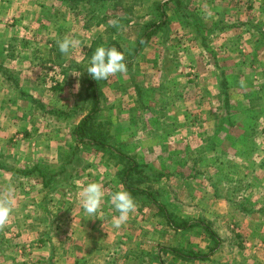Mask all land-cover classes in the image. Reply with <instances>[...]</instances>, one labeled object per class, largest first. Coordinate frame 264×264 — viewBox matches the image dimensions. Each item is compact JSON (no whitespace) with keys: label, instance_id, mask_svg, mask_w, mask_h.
Here are the masks:
<instances>
[{"label":"rangeland","instance_id":"1","mask_svg":"<svg viewBox=\"0 0 264 264\" xmlns=\"http://www.w3.org/2000/svg\"><path fill=\"white\" fill-rule=\"evenodd\" d=\"M159 6L166 21L136 50L145 24L160 23ZM65 37L81 44L61 53L57 41ZM9 44L40 65L22 67L26 84L11 81L26 110L19 124L8 121L12 132L25 124L35 135L11 140L21 151L10 145L0 152V163L21 166L32 158L27 146L48 148L60 140L71 147L59 165L40 166L39 180H22V166H14V181L0 178L2 198L12 194L15 200L7 224L19 225L15 210L37 203L43 189L51 203L88 182L101 183L107 193L124 189L128 180L152 194L176 223H202L214 237L200 224L173 229L158 203L140 193L132 196L136 209L122 227L96 235L107 245L101 254L94 249L88 264H264V0H0V75L15 60ZM110 44L124 53L127 72L100 81L91 77L99 94L92 116L109 135L108 145L125 158L73 141L71 133L92 107L84 97L89 58L97 46ZM52 154L45 149V157ZM127 158L135 163L131 170ZM102 206L116 214L107 196ZM48 219L46 231L52 233L55 223ZM30 228L36 231L37 223ZM8 234L16 240L13 229ZM48 242L46 257L40 255L44 246L27 256L13 249L11 264H37V258L54 264L58 250ZM174 248L192 258L168 251Z\"/></svg>","mask_w":264,"mask_h":264},{"label":"crops","instance_id":"2","mask_svg":"<svg viewBox=\"0 0 264 264\" xmlns=\"http://www.w3.org/2000/svg\"><path fill=\"white\" fill-rule=\"evenodd\" d=\"M247 7L251 9V5H248ZM222 38H224V35H222ZM28 40L30 41V39ZM9 46H10V50L8 52L9 55H11L12 58H15L16 61H19V59H21L22 62H20L19 64L18 62H15V60L13 62L11 59V63L9 62L10 65L5 67L6 75L5 76L0 75V85H1L0 86V121H3V123L0 122V152L1 153L5 151L4 149L10 150L11 149L10 145L15 146L13 150H18L16 149L17 148L16 145L19 144H12L11 140H15V141L22 140L23 138H27L29 135H35L34 131L30 132V130H27L26 127H23L25 126V124H23L22 128L18 127L13 132L8 128V123H9L8 121L13 119L18 121L21 120L20 118H25L24 113L26 110V108H24L23 106L21 107V104L23 103L22 101L23 99L25 100V98L23 97L18 98L17 96L14 95V91L12 88L13 85H11V81H15V84L18 85L26 84L27 82L24 83V81H26L24 80L23 77L24 72L23 73L21 72L23 71L22 67L30 66L32 68L31 70H34L33 65L35 64L30 62L32 59L30 56L25 57L24 52H21V50H18L16 47H13L12 44H9ZM76 62L78 63V60H76ZM39 66H40L39 64L34 65V67L37 68ZM53 69L54 67L51 68V70ZM9 72H13L12 77L9 74ZM56 75L57 74H54V76L51 78L52 81L53 80L55 82L58 81L56 80ZM16 78L18 82L16 81ZM7 84L9 85V87H7ZM53 87L54 86H52V88L50 89L52 91L56 90ZM183 95L185 101L187 99L189 100L190 98L189 95L185 96V92H183ZM216 100L217 102L220 103L219 98L218 99L216 98ZM212 101H213V97H212ZM18 104L19 107H17ZM211 111L210 114L213 115L214 113H212L213 111L212 112ZM47 112L49 111L47 110L42 111V114L45 116V113ZM17 121H15V123H17ZM19 122L20 121H18V124ZM42 147H39V144L38 146H36V148L33 149L27 146L26 151L32 152V154L30 153L32 158H27L26 162H24L21 166L25 168L27 167L29 170L31 166H44V165H50L51 163L53 165H59L58 163L60 162L59 160H61L62 152L69 151L71 145L69 143H62L59 140V142H54V143L51 142L50 144H48V148L47 146H42ZM45 149H47L49 153L50 152L53 153V151H56V154L54 155L52 154L50 157H45L44 156ZM133 149L134 148H132V150ZM18 151H21V149ZM33 157H35V159H33ZM14 166L18 167L19 164H17L14 161L10 162L9 160L2 161L0 163V178L9 177L11 181H14L12 178V176H14L15 174V169H16ZM25 170L27 169H21L20 170L21 174L25 172ZM33 177L39 180V177L35 176L31 172L27 174L23 173V175L20 176V178L24 181H33L34 180L32 179ZM5 187L6 189L10 188V186H5ZM48 191H49L48 189L47 190L43 189L42 193H44V195L42 197L40 196L41 200L39 197V201L37 203H33L32 206H30L29 202H25L24 207H21L20 210H15L14 213L19 214L18 213L19 211L21 215L19 225H16V223H14L15 222L14 220V222L4 224V226H2L4 228L0 227V233L3 234V236L0 234L2 236V237L0 236V264H11L13 262V259L9 258V254L13 251V249L17 250V252L20 253V256L24 254L25 256H27L26 253L27 251H30L34 248L39 249L40 246H44L42 247L43 251L40 252V255L45 256L43 252L45 251V246L50 242V241L48 242V240H51L53 243V247L58 250L57 257L53 258L54 264H61L66 261L68 264H79V263H87V262L90 263L91 261H89L88 259L90 257V254L93 255L92 252L94 251V249H97L98 252L100 253L101 250L104 248V246L107 245L106 243H104L103 238H99V236L96 235L99 234V232L104 234L107 233V231L110 230L113 226L112 219L110 220V218L114 215H118V213L108 214V210H106L102 206L101 212L98 214V218L97 217L90 218L87 215V213H85L80 207L79 199H78V193L80 190L72 193L65 191L66 192L65 198H63L62 200L56 199L55 202L54 199H52L51 203L48 202L51 199L50 197H48L49 196V194H47ZM9 193L11 194V192ZM7 198L12 201V204L15 201V200L13 201L12 199V194ZM0 199H3L1 194H0ZM56 211L58 212V214H56L57 213ZM12 213H13V206L9 219L13 217ZM61 214L64 215L63 217H65V226H63V224L60 221V219L62 220V218H59ZM35 215H37L36 219H35ZM48 217L51 218L50 219L51 222L49 224L50 226L55 223L53 229L51 230L52 233H48L46 231L48 226L47 224L49 223ZM33 222L37 223V230H36L37 232L34 229L30 228V224ZM38 226H40V230L38 229L39 228ZM12 229L17 234L16 240H14V238H7L10 236L8 232ZM29 229L30 230L32 229V232H35L36 236L35 235L33 236L32 235L33 233L32 234L29 233L30 231ZM55 229H57L58 231H55ZM21 237L23 239L19 241ZM63 246H67V251H63V253L61 254L59 252H61V247ZM53 254L55 255V251H53ZM56 260L58 261L55 262ZM35 262L37 264H43V258H37ZM93 262L95 263L96 261L94 260ZM260 262L264 263V258L263 259L261 258ZM205 264H209V263L205 262Z\"/></svg>","mask_w":264,"mask_h":264},{"label":"clouds","instance_id":"3","mask_svg":"<svg viewBox=\"0 0 264 264\" xmlns=\"http://www.w3.org/2000/svg\"><path fill=\"white\" fill-rule=\"evenodd\" d=\"M81 42L79 40L65 37L57 41L61 53H68L70 49L76 48ZM90 46V45H89ZM90 76L96 80H107L117 73L127 72L124 53L116 47L97 46L89 58L86 68ZM108 197V203L118 215L112 219L114 228H119L127 222L131 213L136 209V202L132 195L124 189L105 192L103 185L99 182H88L82 185L78 193L79 204L87 215L97 217L101 212L102 202ZM12 212V201L7 197L0 199V226L7 223Z\"/></svg>","mask_w":264,"mask_h":264},{"label":"trees","instance_id":"4","mask_svg":"<svg viewBox=\"0 0 264 264\" xmlns=\"http://www.w3.org/2000/svg\"><path fill=\"white\" fill-rule=\"evenodd\" d=\"M71 1V0H69ZM158 11L161 14V19H160V23L156 26L154 24V22H147L145 24V30L142 32V34L140 35V38L138 39V43H137V47L136 50L144 43H146L149 38L155 34L157 28H159L165 21V14H164V10L161 9V7H158ZM108 47H113L112 44H110V46ZM3 76L6 75L5 72L2 71L1 73ZM89 88L87 94L84 96L85 99L90 98L92 100V107L90 110L87 111V115L83 118H81L78 122L72 124V136H73V141L79 142V143H84L87 144L89 146L94 147L95 149L99 150V149H103V148H108L111 152L117 151L116 149H112L108 144V140H109V135L107 134V132H102L100 129V125H95L96 120L95 118L92 116L94 114V111L97 109L98 106V97L99 94L97 92V86L95 85L94 81L91 79V76L89 74ZM224 84V82H222ZM58 86H54L53 88L56 89ZM84 99V98H83ZM77 111V110H76ZM119 157L120 158H125L124 154H122L121 152H119ZM129 160V158H127ZM70 160V159H69ZM68 160V161H69ZM129 167L127 170H131L134 166L135 163L132 160H129ZM40 166H31L28 170H25V172H23L24 174L27 173H32L35 176L41 177V170L39 169ZM40 173V174H39ZM129 173V171H128ZM126 175V172L124 173ZM123 186H124V190H127L132 196H135L137 194H145L147 197H149L153 202H156L154 197L152 196V194L147 193L144 190H141L140 188H136L133 187L131 183L128 182H123ZM158 203V202H156ZM157 207L159 209V211L163 214V216L165 217V219L167 220V223L169 226H171L173 229L176 230H180V229H186V228H190L193 225H197L200 224L202 225L209 233L210 238L213 239L214 235L213 233L207 228V226H205L202 223H195L192 224L188 221H181L176 223V221H174L171 217V215L165 210V206L161 205V204H157ZM169 252H171L173 255H177L179 257H181V259H189L192 258V256L189 255H184L182 254L181 251H179L178 249H168ZM194 255V254H192ZM193 258L199 259V260H203L205 261L207 258L206 255H194Z\"/></svg>","mask_w":264,"mask_h":264}]
</instances>
